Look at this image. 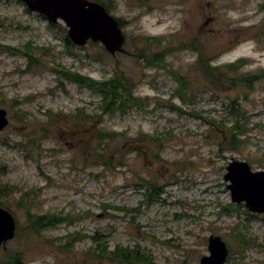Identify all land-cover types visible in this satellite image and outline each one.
I'll return each instance as SVG.
<instances>
[{
	"label": "rangeland",
	"instance_id": "374dc122",
	"mask_svg": "<svg viewBox=\"0 0 264 264\" xmlns=\"http://www.w3.org/2000/svg\"><path fill=\"white\" fill-rule=\"evenodd\" d=\"M108 12L124 35L113 55L98 41L67 47L61 20L0 0V204L15 221L0 264H119L102 244L199 264L209 236L225 264H264V213L232 202L223 179L233 158L264 170V0H111ZM156 52L159 64L139 59ZM55 69L115 75L143 101L104 112ZM28 212L61 221L34 231Z\"/></svg>",
	"mask_w": 264,
	"mask_h": 264
},
{
	"label": "water",
	"instance_id": "95a60500",
	"mask_svg": "<svg viewBox=\"0 0 264 264\" xmlns=\"http://www.w3.org/2000/svg\"><path fill=\"white\" fill-rule=\"evenodd\" d=\"M30 11L50 23L61 20L70 42L82 46L88 40L98 41L113 55L122 52L124 35L115 17L102 4L91 0H20ZM6 111L0 108V131L7 125ZM223 179L227 182L230 199L242 203L251 213H264V170L253 171L244 160L231 159ZM15 221L11 213L0 207V246L11 239ZM209 255L201 256L199 264H225L227 247L219 236L207 239Z\"/></svg>",
	"mask_w": 264,
	"mask_h": 264
},
{
	"label": "trees",
	"instance_id": "16d2710c",
	"mask_svg": "<svg viewBox=\"0 0 264 264\" xmlns=\"http://www.w3.org/2000/svg\"><path fill=\"white\" fill-rule=\"evenodd\" d=\"M98 2L104 6V8L108 11L111 7V0H91ZM119 26L121 27V22L119 19H117ZM52 26V25H50ZM54 27V26H52ZM150 40H154L150 39ZM65 45L67 47L71 46V42L68 40L67 36L63 39ZM191 49H198L194 45H192ZM156 53H151L145 56V54H140L139 59H142L146 64L149 65H156L159 64V61H162V56ZM200 60L202 61V57L199 55ZM205 63V62H204ZM207 64L205 63V66ZM235 67V64H229V68L233 69ZM56 71L61 77L66 79L67 81L71 83H75L81 87L88 88L92 93L97 94L100 96L101 99V110L108 113H115V112H121L123 113L126 109H128L131 106H141L142 99L135 97L133 95V91L130 86H126V84H123L121 82L120 77H117L115 75L111 76L110 78L106 80H95L89 76H82L78 73L70 72L68 69L63 70H54ZM174 74V73H173ZM175 75V74H174ZM179 82V86L175 90V95L182 99L185 87L183 82L176 79ZM251 77H246L242 80L243 83H250ZM128 84V81L126 82ZM183 101V99H182ZM232 129L238 130V133H241L243 129L240 127L237 121L233 123ZM237 139H232L231 145L232 148H235ZM106 162V161H105ZM107 163V162H106ZM148 195L149 199H153V195L155 194L154 187L148 186ZM233 204V203H231ZM0 207L1 204H0ZM28 216L29 224L32 230L39 231L42 229H46L49 227H53L60 223L61 218H57L54 215H40V216H31L30 213H26ZM93 238V237H92ZM239 241H243L240 237H238ZM102 244V243H101ZM100 254L103 255L102 257L106 258L107 260L111 262H118L119 264H146V261H148V256L144 252L139 251L136 247L135 248H127L122 247L120 245L115 246L112 250H107L106 246L104 244L98 245ZM9 264H20L22 263L19 260V257L15 254L13 256L12 261H8Z\"/></svg>",
	"mask_w": 264,
	"mask_h": 264
}]
</instances>
